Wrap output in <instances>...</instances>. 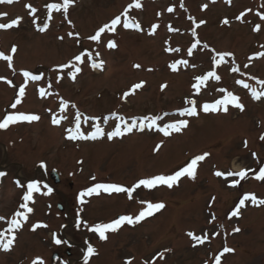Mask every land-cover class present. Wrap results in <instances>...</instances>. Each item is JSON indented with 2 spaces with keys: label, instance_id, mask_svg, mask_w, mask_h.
Returning <instances> with one entry per match:
<instances>
[{
  "label": "rangeland",
  "instance_id": "obj_1",
  "mask_svg": "<svg viewBox=\"0 0 264 264\" xmlns=\"http://www.w3.org/2000/svg\"><path fill=\"white\" fill-rule=\"evenodd\" d=\"M62 2L15 0L11 5L0 4V13H7L0 23L22 17L18 27L0 30V52L8 55L13 45L17 47L12 68L7 61L0 60V77L4 78L0 80V121L25 83L22 72L43 76L40 81H27L25 96L17 105L19 109L7 110L30 112L41 119L0 134V169L9 173L0 199V217L5 218L0 221V231L9 227L7 216L17 208L22 192L16 189L12 179L19 177L25 181L39 177L41 186L40 192L35 193L38 202L31 207L35 214L31 215V224H23L15 232L16 240L10 251L0 250V264H33L38 257L44 264H62L64 260L83 264L85 242L96 249L88 264H128L129 261L131 264H215V257L225 246L234 252L225 253L221 264H264V205L246 201L240 215L229 219L245 194L264 199V181L253 178L264 167V140L260 139L264 136V97L253 100L249 89L236 83L243 80L259 90L256 80H264V57L249 60L264 52L261 47L264 20L260 19L264 15V0H140L141 8H132L128 13L129 19L140 24V31L123 27L121 14L134 0H74L67 19L62 11H53L47 30L38 31L37 26L43 27L47 21V5ZM205 4L207 8L202 10ZM26 5L37 9L35 17ZM169 7L174 11L169 13ZM241 13L245 15L238 20ZM116 16H121L122 23L115 33H104L99 44L88 39ZM189 17L197 23L206 21L196 30L201 44L191 57L187 56V49L194 42ZM225 18L230 22L228 25L222 24ZM258 24L261 30L253 31ZM153 25L159 27L150 34ZM169 26L178 31L170 32ZM69 32L73 33L72 37L68 36ZM109 40L117 43L115 49L107 48ZM205 43L208 49L202 47ZM167 47H179L181 51L169 53L165 51ZM213 49L233 56L226 57L227 62L214 69L220 80H209L196 95L192 87L195 78L213 70ZM84 51L91 52L96 62L103 60V70L93 69L87 56L74 81L69 75L71 69L58 70L59 65ZM181 59H187L195 67L180 65L173 72L169 64ZM137 64L141 67H134ZM245 64L249 67L245 68ZM233 66L240 71L232 72ZM58 76L63 77L59 83ZM142 81L141 89L124 98L125 92ZM162 85H166L163 90ZM40 88L51 94L40 97ZM221 88L239 96L245 110L241 112L229 105L227 113L200 111L203 103L223 97ZM186 98L196 99L198 116L178 115V110L188 106ZM61 99L69 102L64 112L60 111ZM78 112L83 114L81 130L85 134L94 130L97 122L105 133L113 131L121 123L114 116H122L128 123L145 116H163L157 122L159 127L180 119L189 120V125L168 137L155 128H146L134 129L112 140L105 136L95 141H70L66 129L74 127ZM53 115L65 117L59 126L51 123ZM84 117L94 119L85 123ZM157 145H161L159 151L155 150ZM205 152L210 155L199 162L196 178L184 177L172 189L159 186L146 192L141 186L133 192L132 199L113 193L102 199L94 197L87 204L84 197V203H80V193L96 183L130 185L154 175L173 174ZM240 170H248V178L236 187L229 185L239 177L224 179L214 175L216 171L226 174ZM53 171L58 173L59 183L47 178L54 175ZM49 184L59 186L54 185L51 194L45 195L44 185ZM141 201L162 202L165 208L145 224H126L122 232L120 228L106 233L107 239L103 241L84 226L86 222L89 226L96 222L110 223L113 220L106 221L119 214L134 213L136 208H141ZM59 205L64 207L63 211ZM82 217L84 222L77 227ZM35 221L47 227L32 231ZM237 227L240 231L234 232ZM189 232L201 238L206 234L208 239L204 244H196ZM54 236L61 239L60 245L54 243ZM67 253L71 254L69 259ZM54 254L60 260L53 261Z\"/></svg>",
  "mask_w": 264,
  "mask_h": 264
},
{
  "label": "snow or ice",
  "instance_id": "obj_2",
  "mask_svg": "<svg viewBox=\"0 0 264 264\" xmlns=\"http://www.w3.org/2000/svg\"><path fill=\"white\" fill-rule=\"evenodd\" d=\"M15 2V0H0V4H8L11 5ZM215 2V0H213ZM230 2V0H229ZM74 0H63L62 4L60 3H50L47 5L48 8V17L47 21L45 22L43 27L37 26V30L40 32H44L48 28V21H51L52 19V12H60L62 11L64 14L65 19L68 18V13L70 7L73 6ZM140 0H134L132 4L128 6V8L125 9V11L121 14L123 19V27L125 29L135 28L137 31L141 30V26L139 23L129 19L128 13L132 8L139 9L141 8ZM181 6H183L181 4ZM26 7L30 10V14L35 17L37 9L32 7L31 5H26ZM207 8V4L202 6V10ZM169 13L174 11V8L169 7L167 9ZM245 13H241L240 16L237 17L238 20H242ZM259 15V14H258ZM7 13H0V18L6 17ZM189 19L192 21L193 28L191 31V35L194 38V42L191 44L190 47L187 49V56L191 57L194 52L197 50L198 45L201 44V41L197 38V29L200 28L206 21H199V23L196 22L195 18L189 17ZM260 19L264 20V15H260ZM22 21V17H17L16 19L11 20L8 23H0V30H9L14 27H18ZM33 23L36 24V20L33 19ZM69 23L71 21L69 20ZM121 16H116L113 18L109 23L104 24L103 26L99 27V29L95 32V34L90 35L88 37L89 40L96 42L99 44L101 42V36L106 33H115L117 30V27L121 25ZM230 22L227 18H225L222 21L223 25H228ZM159 27V25H153L152 26V33L154 34L155 30ZM260 25H256L253 29V31H260ZM169 31H178V29H173L171 26H169ZM78 37V34H76ZM69 37L73 36L72 32L68 33ZM59 39L63 40V37H59ZM107 48L108 49H115L117 47V43L114 40H109L107 42ZM202 47L204 49H208V44H203ZM261 47H264V45H261ZM166 52L169 53H178L181 51L179 47H167L165 48ZM213 52V55L211 56V62H212V71H208L206 74L202 76H197L195 78V83L192 85V87L195 89V94L199 95L202 87L206 85V83L209 80H215L219 81L220 76H218L215 72V68L221 65L222 63H226V57L233 56L230 52H216L214 49L211 50ZM17 52V47L15 45L11 48V54H4L3 52H0V60L7 61L9 68H12L13 64V56ZM85 56L89 58L90 66L93 69H100L103 70L104 67V61L100 60L99 62H96L92 59V53L84 51L81 54H78L74 57L72 61H69L68 63L62 64L58 66V70L60 72H63L64 69H71V72L69 73L70 78L74 81L76 79L77 74H79L82 71V68L80 67L81 64L85 62ZM96 56L99 57V53H96ZM260 57H264V52H260L256 54L255 56L249 57V60L257 59ZM180 65H183L184 67H195L194 65H189V61L187 59H181L177 60L175 62H172L169 64V68L176 72ZM136 68H140L141 66L139 64L134 65ZM245 68L249 67L248 64L244 65ZM55 70V69H54ZM151 71V69H149ZM232 72H239L240 69L236 66H233L231 68ZM23 77L25 78V83L22 84L18 89V98L15 100V102L11 105L12 109H15L18 104L21 103V98L25 96V89L27 87V81H40L43 79L42 75H33L28 71L22 72ZM243 75V73H241ZM250 79H255L254 77H249ZM3 77H0V80H3ZM63 79L62 76H58L57 83L60 82V80ZM7 83L11 84V81H6ZM236 83L240 84L243 88L249 89L250 95L253 100L259 101L262 97H264V80H256V83L260 86L259 90L256 87L251 86L248 83H245L243 80H237ZM144 86V82L137 83L133 85L132 89L128 92H125L123 94L124 98H127L129 95L135 94V91L138 89H141ZM52 84H48V88H51ZM166 87V85H162V89ZM219 91L225 93L221 99L215 100V102L212 103H203L200 105V111L203 113H217L219 111H223L225 113L229 110V105L232 107L239 109L241 112L245 110V106L243 103H241L240 97L233 94L230 91H227L224 88L219 89ZM51 93L46 92L45 88L39 89V95L40 97H45L46 95H50ZM185 104L188 105L187 107L183 108L182 110H178V115L180 117H196L199 115L198 108H197V101L194 98H186ZM69 106V102L66 100L61 99L60 101V111L64 112ZM72 108H76L75 104H72ZM169 115V113H164V116ZM83 116L82 113H77L75 116V124L74 127L66 129L67 136L66 138L70 141H76V140H91L95 141L97 139L104 138L107 136L108 140H112L116 137H122L125 134L132 133L134 129H138L139 131H144L146 128L151 130L155 128L158 132H161L163 136L168 137L172 133H180L182 130L186 129L189 125V120L187 119H180L177 122L168 123L165 124L163 127H159L157 125V122L163 119V116H145L139 121L136 119H133L130 123L124 121V117L122 116H114L115 119L120 121L121 123H118L115 129L111 132L105 133L104 129L100 126L99 122L95 123L93 126L92 131H90L88 134H85L81 130V117ZM65 117L61 116L60 118H57L56 115H53L51 118V123L55 126H59L61 124V120ZM41 119L39 115L36 114H24V113H17V114H8L6 117L0 121V130H6L10 125L17 124L20 122H37ZM89 119H94L91 117H84V122L87 123ZM261 140H264V136L260 137ZM161 145L156 146V151H159ZM245 147H247V142L245 141ZM210 154L205 152L201 155H197L193 157L189 162L186 163L185 166H182L179 168V170L175 171L173 174H158L154 175L148 178L140 179L138 182H136L132 187H125L122 185L114 184V183H96L95 186L87 188L86 191H83L80 193V203H84V197L92 196L93 194L99 195L101 192L112 194V193H127L128 198L132 199V194L137 189H140L141 186H143L144 189L152 190L159 186H166L168 189H172L173 186L178 185V182L184 178L188 177L190 179H195L198 169L199 162H203L206 157H208ZM255 155V154H253ZM41 167H44L42 164ZM255 171V170H251ZM5 173L0 172V177H3ZM217 177H222L224 179H228V177L237 176L239 177L238 180H234L229 186L230 187H236L240 184V181L245 180L248 178V170H240L239 172H232L229 171L226 174L221 171H216L214 173ZM254 179L258 181H264V167L259 169L258 174H256ZM93 180H95V177H92ZM45 188H47V192H45V195L51 194L53 191L52 188L47 187V185H44ZM41 186L39 181H34L27 184L26 188V194L23 195V204L20 206L24 209L23 212L17 211L14 216L8 221L9 227L4 230L0 231V250L3 251H10L12 246L14 245V241L16 240L15 232L20 230L23 227V222H26L28 220V214L33 212V209L28 206L29 202H34L33 200V194L40 192ZM214 199V198H213ZM246 201H251L254 205H264V199H258L255 194H245L242 199H240L238 205L236 206L235 210L231 212V215L229 216V219L232 217H238L240 215V210L245 206ZM140 203L146 204V209L141 210L138 215L135 217L131 215H121L118 218L114 219L110 223H97L94 226H89L85 224L84 226L88 228L89 231L93 233H97L100 240H106V233L109 232H116L118 231L122 226L125 224L134 226L143 220H145L148 217L153 216L155 213L160 212L162 209L165 208V204L162 202L158 203H152V202H146L141 201ZM5 218L0 217V221H3ZM81 224L80 221L77 222V227H79ZM41 227H47L46 224L37 223L33 225L32 231H35L37 228ZM240 229L237 227L234 229V232H239ZM188 235L192 238L193 241L196 242V244H204L205 241L208 239L207 235L205 234L203 238L200 236L194 235L192 232H189ZM54 243L56 245H60L62 243L61 239L55 238L54 236ZM195 246V245H194ZM234 252V249L228 248L225 246L222 250V252L215 257V264H221V257L225 253ZM96 253V249L92 247L91 245L87 248V253L84 257V264H88V259L92 255ZM161 258H163V254H160ZM33 264H44V261L41 258H36L33 261ZM128 264H131L129 261Z\"/></svg>",
  "mask_w": 264,
  "mask_h": 264
},
{
  "label": "flooded vegetation",
  "instance_id": "obj_3",
  "mask_svg": "<svg viewBox=\"0 0 264 264\" xmlns=\"http://www.w3.org/2000/svg\"><path fill=\"white\" fill-rule=\"evenodd\" d=\"M18 107H19V106H17L15 109H12L11 106H8V107H7L8 109H6V111L4 112L3 116L1 117V121H2V120L6 117V115H8V114H17V113L30 114V112H21V111H20V112H12V113H9V112L7 111V110H9V111L12 110V111H14V110H16ZM18 109H19V108H18ZM23 123L26 124V122H20V123H17V124L10 125V126L8 127V129H6V130H0V134H8L10 131L14 130V128H16L18 125H21V124H23ZM7 147H8V146L5 145L6 150H8ZM37 167L40 169V163L37 164ZM0 172L5 173V175H4L3 177H0V199H1V197H2V195H3V192H4L5 181L9 178V173H8V171L3 170V169H0ZM38 178H39V177H35V178H33V179H28V180H25V181H22L19 177H16V178H13V179H12L13 185L16 187V189L19 190V191H22V192H21V194H20L19 197H18L17 208H16L15 210H13V211L11 212V214H9L7 217H9V218L11 219L17 211H21V212L24 211V209L21 208L20 206L24 203L22 197H23L24 194H26L27 184H28V183H31V182H34V181H39ZM47 178H49L50 181H51L52 183L55 182V180L52 179V176H51V175H50V177L47 175ZM136 182H138V181H136ZM136 182H134V183H132V184H130V185H125V184H118V185H122V186H125V187H132ZM39 183H40V182H39ZM58 183H59V182H58ZM115 184H117V183H115ZM54 185H55V186H59L58 184H53V186L51 185V188H52V189H55V188H56ZM144 190H145L146 192L149 191L148 189H144ZM37 193H38V192H37ZM37 193H36V194H37ZM120 196H127V193H120L119 197H120ZM33 200H34V202H29V204H35L36 202H38V201H37V195H35V193L33 194ZM146 202H147V201H146ZM140 206H141V208H136V209L138 210V212H137V210H136V212H134V213H123V214H119V215H117L115 218H113V219H111V220H108V221H106V222L112 221V220L118 218V217L121 216V215H131V216L135 217L136 215L139 214V212H140L141 210H145V209H146V204H140ZM31 215L34 216L35 214H33V212L28 214V216H31ZM150 218H151V217L146 218V219L143 220L142 222L138 223V225L145 224ZM29 221H32V218H28V221H27V223L31 224ZM81 221H82V223L84 222V218H83V217L81 218ZM23 223H26V222H23ZM33 223H34V222H32V224H33ZM96 223H98V222H96ZM86 224H88V223L86 222ZM124 226H126V224H125ZM122 231H123V229H122V227H121V231H120V232H122ZM67 255H68L67 257H68V259H69L71 254H70V253H67ZM58 260H60V258H59ZM65 261H66V260H65Z\"/></svg>",
  "mask_w": 264,
  "mask_h": 264
},
{
  "label": "bare ground",
  "instance_id": "obj_4",
  "mask_svg": "<svg viewBox=\"0 0 264 264\" xmlns=\"http://www.w3.org/2000/svg\"><path fill=\"white\" fill-rule=\"evenodd\" d=\"M237 168H239V167H235V169H237ZM102 198H104V197L101 196L99 199H102Z\"/></svg>",
  "mask_w": 264,
  "mask_h": 264
}]
</instances>
